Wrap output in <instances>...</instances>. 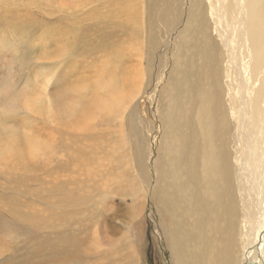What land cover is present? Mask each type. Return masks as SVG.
Segmentation results:
<instances>
[{
  "label": "bare ground",
  "instance_id": "bare-ground-1",
  "mask_svg": "<svg viewBox=\"0 0 264 264\" xmlns=\"http://www.w3.org/2000/svg\"><path fill=\"white\" fill-rule=\"evenodd\" d=\"M91 1L94 6L88 12L92 13L88 17V23L76 21L75 24L77 32L86 29L95 33L92 34L94 37L91 48L89 47L90 50H95V47L102 44L106 45L105 47L101 46L102 48L100 47L101 49L98 50L105 51L102 68L100 71L97 70L98 75H96L100 78H95L93 83L92 79L88 81L84 75L86 74L85 70L79 72L81 70L80 62L83 60L81 61L78 57L76 59L71 58V55L68 57L71 58V63H69L70 65L64 64L68 66L62 70V74H60L61 67L58 69L61 61L57 60L59 63L57 61L55 63L52 60L53 64L58 66L56 69L60 72L57 73L62 78V80L59 79L60 86L56 82L58 84H56V89L60 87L59 89L63 91L65 88L64 94L59 96V92H56L59 89L55 90L54 94H58L59 97L55 96L53 101L50 99L40 100L42 104L38 108L39 116L45 122L44 125L39 126L38 139L43 132L45 140H53L56 144L68 140L70 151L66 152L72 155L73 163L67 159V155L64 157L60 153H55V149H52L54 155L51 160L50 154L47 155L42 151L41 146L43 145L40 144L37 150L32 151L37 147L30 150L33 155L39 158L38 160L36 157L34 160L27 159L28 156L23 158L18 154L21 151L16 152L17 156H22L19 158L23 163L26 161L30 163L56 162L64 174H60L59 170L53 167L56 170L55 177L47 179L46 183L47 185L53 184L52 193L55 196H66L72 199L76 192L80 197L84 195L78 186L84 180L95 179L100 184V179H102L106 188H113L115 184L117 185L118 178L107 175L108 171L113 173L115 165L119 163L113 157L114 151H116L115 147H118V155L122 154V151L126 152L123 150L126 146L124 143H127L126 140H128L126 137L134 135V124L137 123V117L129 116V112L131 110L132 115L136 113L133 103L139 95L146 93V89L151 84L156 82V85L153 86L157 89L160 79H157V73L154 74V64H151V60L156 57V51L160 47L167 45L164 42V29L159 28L156 32L157 26L153 27L152 22L147 25L144 17V15L148 17L147 14L156 16L158 0H144V3L141 2L142 0H110L108 2L101 0L100 3L97 0ZM141 3L143 8L140 7ZM173 4L175 5L172 7ZM183 4L189 5L186 0H166L161 14L165 23L164 27H168L166 29V31L168 30L167 37L170 39L169 34L175 35L178 32L179 35L175 38L174 44L178 43L179 49L176 47L178 50L174 55L175 62L171 63L173 68L170 78L167 86L165 85L161 92L164 106L160 114L163 134L160 143L159 169L155 167L153 172L156 180L153 190L155 210L165 225L167 239L174 251L176 264H264V0H196L195 4H191L184 10L182 9ZM83 12L84 10L80 11L81 14ZM171 17L172 20H170ZM175 20H177L176 26L167 25ZM152 21L154 22L155 19ZM101 30H108V33ZM140 33L144 34L146 39L144 36H140ZM214 33L215 35H213ZM108 45L112 47V50H117L116 52H119L120 56L124 52L123 61L127 58L129 60L126 65L136 58L140 65L139 76L132 67L126 69L127 77L126 72L121 75L120 69L115 66L116 61H113V54L109 53L108 55L109 51L106 50ZM67 48L69 47L67 46ZM66 50L64 48L61 51L66 52ZM61 51H59L60 55L63 54ZM67 51L72 52L71 49ZM111 53H115V51ZM100 54L103 55L102 52ZM149 55L152 56L151 59ZM56 58L58 59V57L54 59ZM73 60H75V65H73ZM57 73L55 72V74ZM74 74L79 76L70 85L67 81L74 78ZM49 78L48 80L51 79ZM153 78L155 81L152 83ZM66 83L70 86L65 87ZM41 85L40 87H42ZM49 86L46 87V91ZM51 87L55 88V86ZM54 94L52 93V96ZM33 95L35 96V94ZM49 95L44 96L51 98ZM29 96L28 99H30ZM21 98H19V103H21ZM36 99L33 101L38 102L39 100ZM107 114L111 115V120L108 119L110 121L107 123L106 131L109 135L106 141L102 136L103 133L96 132L95 134V128H97L95 126L97 120ZM126 118L129 129L125 128ZM112 124L119 127L117 131L120 134L119 144L114 143L116 140L109 139L110 137L112 139L114 133L116 134V131L109 132ZM140 127L142 126L138 125V135ZM7 129L8 126L7 128L0 126V140L1 143H4L2 147L0 144V149L4 150V153L8 152L5 155L0 150V172L12 176V173L16 175L17 172H21L24 165L21 166V161H18L21 163L20 167L12 165L13 146L15 147L19 143L20 138L18 137L19 140H16L12 133L7 135ZM97 135L101 137L98 138ZM25 138L27 139L26 136ZM35 138L37 139V137ZM88 138L89 140H87ZM35 141L33 142L36 143ZM138 143L134 148V159L137 161V165L136 161L134 163L140 168L139 174L145 176L146 173L147 177H144L143 181L149 183L150 175L147 165L148 158L153 152L151 150L153 146L151 145L148 151L146 145H144V150L142 142ZM23 149L25 148L23 147ZM2 154L5 156L3 157ZM14 155L16 156V154ZM67 160L73 166L69 167L68 172L65 173ZM14 161L16 160L13 159ZM28 162L27 164H29ZM128 163H131L130 160ZM116 168L119 167L116 166ZM141 168L142 170L144 168L146 172L143 173ZM62 182L63 185H61ZM61 186L63 188L59 192ZM96 186L98 187V185ZM84 191L86 192V190ZM143 193H146L145 189H143ZM137 199L135 198L132 202V219L142 214L145 208L146 198H143V204H140L141 202L139 203ZM55 201H57L56 198ZM79 203H82V199H79L77 205L73 204L76 207L77 216L82 214L83 204L80 206ZM62 204L64 203L61 202ZM14 205L16 206V203ZM71 205L66 204L58 207L56 204V211L67 213L68 217L72 216L74 207ZM23 207L24 204H21L12 209L22 215L27 212L20 211ZM34 209L32 213H35ZM29 213L30 211L27 212V219ZM156 218L157 215H155ZM68 220L71 221V224L75 221L73 218ZM27 221L30 222V220ZM66 223L65 221V225H68ZM71 224L67 227H70ZM74 225L76 228L75 223ZM96 226L94 227L96 228ZM67 231L71 232V230ZM57 232L56 227L53 226V231L45 233H47L46 235L53 234L58 239L60 237H57ZM105 234L106 232L101 230V232H97V236L89 239L86 237L64 239L66 242H63L70 246L69 249L65 246L64 252L58 249V243L51 244V246L55 247L54 251H61L60 253L70 257V254H75L73 248L83 245L86 248L82 249L83 252L80 251V253L95 255V264H139L133 244L129 250L131 251L129 258L124 259L121 257L123 254H121L118 243L108 236L103 238ZM86 241L88 242L86 243ZM87 249L89 252H86ZM78 254H75L74 261L76 264H82L80 263L82 255L78 256Z\"/></svg>",
  "mask_w": 264,
  "mask_h": 264
},
{
  "label": "rangeland",
  "instance_id": "rangeland-1",
  "mask_svg": "<svg viewBox=\"0 0 264 264\" xmlns=\"http://www.w3.org/2000/svg\"><path fill=\"white\" fill-rule=\"evenodd\" d=\"M97 1L98 3L101 2V0H97ZM105 1L108 2L110 0H105ZM141 2L144 3L145 1L142 0ZM165 2L166 0H158L156 10H155L156 11L155 17L147 14L148 17L150 18L149 20V18L146 15H144L147 25H150L149 22H152L153 27L154 25L157 26L155 29L156 32L157 30H159V28L164 29L163 30L164 42L167 45L166 47L164 46L160 47L159 50L156 51V57H154L151 60V64H154V74L156 75L157 73V76H158L157 79H160L158 81L157 89L154 88V86L156 85L155 84L156 82L153 83L155 81V78H153L152 80L153 84H151V86L148 89H146V93H144L141 96L139 95V97H137V99L133 103L134 105L133 107L136 109L135 110L136 113L132 115L131 110L129 112L130 113L129 116L137 117L136 119L137 123L134 124V135H131V136L128 135L126 137V139H128V140L125 139L127 143L124 141L125 142L124 145L126 146L124 147L123 150H125L126 152L124 153L121 150L123 157H124L123 159H122V154H119L120 156L118 155V152H119L118 147H115L116 151H114L113 157L114 159H116V162L120 163L121 161V163L120 164L117 163L118 165H115L114 172L112 173L111 171H108L107 175L115 176L116 178H118L117 185L115 184L113 188L111 187L106 188L107 186H104L102 179H100V182H99L100 184H98L97 180L95 179H92V181L90 180L81 181L78 186H80L79 189L84 192V195L80 197L79 193L76 192L73 195V199H74L73 200L71 197L55 196L52 193L54 190L53 184L47 185L46 183L47 179H53L52 177L53 176L55 177L56 170L54 168L58 169L60 174L62 173L64 174V171L58 168V165L56 162L55 163L53 162H49V163L42 162L41 163L40 161H37V162H34L35 163L34 164L33 162L30 163L26 161V163H23L19 157L23 156V158H25L26 156H28L26 157L27 159L30 158V160L31 159L34 160L36 156L32 154V151L37 150L40 147V145H43L41 146V150L46 152L47 155L50 154L49 157L51 156V160H52V156L54 155L53 150L55 149V153H58V154L60 153L61 155H64V157H66L67 155V159L71 160L72 162V157H71L72 155L66 152V151H70V145L68 143V140H64L62 141L63 143L61 142V143L56 144V142H54L53 140H50V139L45 140L46 137H43L45 136L43 132H42L41 137L38 139L39 126L43 123L45 124L44 120H42L41 117L39 116L40 110H38V108H40L39 105L42 104L41 101L43 100L45 101L49 99L53 101L55 96L59 97L60 94H64L65 88L63 91L59 89L60 88L59 79L62 80L60 74H62V70L64 68L70 65L69 63H71L70 61L71 58L76 59L78 57L79 59H81V61L83 60L82 61L83 63L80 62L79 67H81V70L79 72H81L82 70H85L86 74L84 75L88 78L87 79L88 81L92 79L91 81L93 83V80L95 78L97 77L100 78L99 76H96V75H98L97 70L100 71V69L102 68V65H103L102 61L104 60L103 56H105V53H104L105 51L103 49L101 51H98V50H100L102 47H105L106 45L102 44L101 45L102 47L97 46L95 47L96 48L95 50L93 49L90 50L91 43L93 41L92 39L94 37L92 34H95V33H93V31L86 30V29H82L81 32H77L76 31L77 27L75 24L76 21H82L84 24L88 23V17L92 15L91 12L90 13L88 12L94 6L93 1L91 0H61V1L60 0H0V95H1L0 96V100H1L0 101V126H6V128L8 126V129H7L8 131H6V134L8 135L9 133H12L15 136L16 140H19L20 138V140L18 141L19 143L21 141L20 144L18 143L19 146L18 144L15 145V147L13 146L14 154H16V156L14 154L11 155V157L15 159L18 164L17 163L15 164L16 161L13 162V159L11 160H12V165L14 167H16V165L20 167L19 164L21 163H22L21 166L24 165L23 166L24 168L21 170V172L20 171L17 172L18 174L16 173V175L12 173L11 174L12 176H10L8 175V173L0 172V254L2 255V256L0 255V264H76V262L74 261V257H76L77 253H79L78 256L82 255L81 253L83 251L81 250L86 248L85 246L78 245L81 248L80 250H79V247L73 248V251L76 255L72 253L70 255L68 254L70 257H67L66 255H63L62 253H60L61 251H58V250L57 251L55 250L57 252L56 254V252L54 251L55 247L53 245L51 246V244L55 245L58 243V247H59L58 249L64 252V250L66 249L65 246H67V249H69L68 247H70L68 246L69 245L68 243L67 244L64 243L66 242L65 240L69 238L74 239L76 237H83V238L86 237V239L93 238V236L94 237L97 236V232H101V230L103 232H106L103 238L108 236L112 238L114 242L118 243L121 254H123V256L121 257L124 259L129 258L131 254V251L129 250L131 248V245L133 244L135 248L134 252L138 259L137 262H139V264H176L174 251L171 247V244L168 242V239H167L165 225L162 223L161 218L159 217L157 211L155 210L156 209L154 205L155 201L153 200V190L155 188V182H156L155 176H154L155 173L153 172L155 170L154 169L155 167L159 169L158 162H159V159L161 160V150H160L161 144L160 143L162 141L161 138L163 134V124L160 118V114L164 106H163V96L161 92L163 91V88H165V85L169 81L170 72H171V69L173 68L171 63L175 62L174 55H176L177 53L176 51L179 49V46H177L179 44L178 43L177 44L175 43L176 45L174 44L175 38L178 37L179 35L178 32L175 35H173V33L169 34L170 39L167 37V34H166L168 32V30L166 31L168 27L167 28L164 27L165 23L163 22L162 17H161L162 10L165 7ZM186 2L189 5L183 4L182 5L183 10L188 8L191 4H195L196 0H186ZM142 3L140 7L143 8ZM174 5L175 4H173L172 7ZM83 10L84 12L83 14H81L80 11H83ZM195 14H196V11H195ZM151 19L152 20L155 19V21L153 22ZM172 19L173 18L171 17L170 20ZM176 23H177V20H175L173 23H168L167 25L169 26L170 24L171 26L173 24V27H174L177 25ZM175 28L173 29V32L175 31ZM101 31L108 33V30L107 31L101 30ZM213 35H215V33ZM140 36L143 37L144 34L140 33ZM103 37L105 36L103 35ZM144 37L146 39V36ZM85 40L87 44L85 43ZM43 42L46 44L44 45ZM67 46L69 48H67ZM63 47L65 48V50L71 49L72 52L71 51L68 52L67 50L66 52L61 51V50H64ZM75 47L78 48L77 49L78 51L77 50L75 51L76 49ZM176 47L178 49H176ZM111 48L112 47L108 45L106 47V50L107 52L109 51L108 55L109 53L113 54V61L114 60L116 61L115 66L120 69L121 75L126 72V77H127L126 69H129L132 67L134 72L137 73V75L139 76L140 65H139L138 60L135 58L134 60L130 62V64L126 65V63L129 60H127L128 59L127 58L126 59L127 61L126 60L123 61L124 52H122L120 56L119 52L118 53L116 52L117 50L115 49L112 50ZM59 51L63 52V54L66 53L67 55L66 54L65 55L67 57L63 54L60 55ZM113 51H115V53H111ZM73 52L74 54H78L80 56L78 55L74 56ZM99 52L100 53L102 52L103 55H101ZM116 53L119 55H117ZM70 55L72 57L69 59L68 57ZM60 56H64V57L60 58ZM55 57H58V59L57 58L54 59ZM151 57L152 56H150V59ZM46 58H48L49 60ZM52 60L54 62L57 60L58 61L60 60L61 62L60 61L59 62L62 65L60 64L58 68L56 64H53L54 62H52ZM74 61L75 60H73V65H75ZM64 64H68V65L65 66ZM84 65L85 66L87 65L88 68L85 67ZM144 65L146 66L147 63L145 62ZM56 68L60 69L61 72L57 70ZM55 72L56 73L60 72V74L58 73L55 74ZM52 75H54V77H52ZM73 76L74 78H72L70 81L69 80L67 81V83L68 84L70 83V85L79 75L76 76L74 74ZM49 77L53 80L51 81ZM48 78L50 80H48ZM42 82L43 84L41 85ZM56 82H58L59 84L58 86L59 88H57L59 90L56 91V92H59V96L58 94H54V91L57 90ZM67 83L64 84L65 87L70 86ZM46 84L50 85V86L49 85L47 86H49L48 90L51 92H49L48 90L46 91V87H47ZM40 85L42 87H40ZM51 86H55V88ZM29 87H32L34 90ZM40 89L41 91H39ZM14 90H15V93L13 92ZM17 90L19 92L18 93L19 95L17 94ZM52 93L54 94L53 96H52ZM33 94H35V96ZM17 95L18 97H16ZM22 95L25 96V99H23L24 96ZM44 95L46 96L49 95L51 96V98L50 97L46 98V96ZM10 96L12 97L13 100L11 99ZM28 96L30 99H28ZM152 97L153 99H151ZM19 98L22 99V100L20 99L21 103H19ZM35 98H37L39 100L38 102L40 103L33 101V99ZM10 102L11 104H9ZM13 102H16V103H13ZM224 102H225V99H224ZM21 104L23 106H20ZM31 105L32 106L34 105L35 107L33 106L32 108ZM5 107L7 108V110ZM11 110L13 111L11 112ZM15 110L18 112H14ZM108 115L109 114L97 120L98 122L95 126L97 127L95 128V134L96 132L103 133L102 136L105 137L106 141L108 138L107 136L109 135L108 131H106V128L108 127L107 123L108 121L111 120V115L109 116ZM125 124H126L125 128L129 129L127 118L125 120ZM138 125L142 126L140 127L139 135H138V130H137ZM112 126L114 125L113 124L111 125V130L109 132L116 131V134L114 133L112 139L111 137L109 139L111 141L116 140L114 143L119 144L120 134L119 132H117L119 127L114 126L115 127L114 128ZM156 133H158V135L155 136ZM25 136L27 137V139L25 138ZM97 136L98 138L101 137L99 135ZM35 137H37V139ZM87 140H89V138ZM31 141L32 142L35 141L36 143L34 142L30 143ZM40 141H42V143H40ZM140 141L142 142V146H143L142 148H144V150H145L144 145H146V149H148V151L150 149V146L151 145L153 146L151 149L153 152L148 158V165H147L149 175H150L149 183H145L143 181L144 177L146 178L147 175L146 173L144 174L145 176H142V174H139L140 168L136 166L137 161L134 159V148L135 146L139 144L138 142ZM0 144H2L1 145L2 147L4 143H1V140H0ZM8 146L10 147V145ZM23 147L25 149H23ZM33 148H36V149H33ZM31 149L33 150L30 151ZM17 151H21V153L18 152V154L22 156L20 155L17 156V153H16ZM22 151L25 153H23ZM1 152L5 155H7L8 153V152L4 153L5 152L4 150H1ZM146 154L149 155V153H146ZM115 155H116V158H115ZM137 157L139 159L138 155ZM38 159L39 158L36 157V160ZM68 160L66 163H69V164L65 163V168H66L65 173L68 172L69 167L71 168L73 166L72 164L73 162L71 163ZM129 160L131 163H128ZM18 161L19 162L21 161V163H19ZM27 162L29 164H27ZM134 162L136 163V165ZM32 163L33 165H31ZM116 166H118L119 168L117 169ZM127 166L129 167L127 168ZM144 170H145L144 168L143 170L141 168V171L143 173L146 172ZM22 171H26V172L22 173ZM118 171L120 172L118 173ZM24 178H26V180L23 181ZM61 185H63V182L61 183ZM96 185H98V187ZM49 187H51L52 189H50ZM62 188L63 186H61V189L59 190V192L62 191ZM143 189H145L146 193H143ZM84 190H86V192ZM107 191L109 192L111 191V192L109 193ZM16 192H19V193H16ZM106 194H108L109 196H107ZM103 196L105 197L103 198ZM77 197L79 198L77 199ZM55 198L57 201H55ZM135 198H138L137 200L139 201V203L141 202L140 204H143V201H144L143 198H146V204H145L143 213L139 214L137 218L132 219L131 218L132 217L131 214H133L132 213L133 212L132 202L134 201ZM79 199H82V203H79V205L83 204V207L81 208L82 214L77 216L76 207L73 206V204L77 205V202H79ZM60 201L63 202L64 204L61 205ZM15 203H16V206L14 205ZM21 204H24V207L20 211H27V212L30 211L28 219H27V212L20 215L18 214L17 210L12 209L15 207H19ZM56 204L58 207L66 205V204H70V205L72 204L71 206L74 207V208L72 207L73 215L68 217L67 213L65 212L58 213L56 211V208H57ZM50 205L51 206L54 205V206L51 207ZM36 207H39V208H36ZM33 209L35 213H32ZM46 212H47V217H46ZM155 215H157L156 219H155ZM73 216L75 217L77 216V217L75 218ZM67 218L68 219L73 218L75 219V221L71 224V221L68 220ZM27 220H30V222ZM32 220L33 222H31ZM38 220L41 222H37ZM65 221L67 222L66 224L68 225H65ZM74 223L76 224V228H75ZM59 224H60V227H59ZM69 224H71L70 227H67L69 226ZM53 226H55L56 231H58L57 237H60L58 239L55 238L53 234L46 235L47 233H45L46 231L49 233L53 231ZM94 226H96V228ZM71 228L74 229V231H72ZM58 229H61V230H58ZM77 229L79 230L77 231ZM67 230H71V232ZM69 235L72 237H70ZM87 242L88 241H86V243ZM51 249H52V252H51ZM76 250H77V253H76ZM86 252H89V249H87ZM83 254L84 255L80 257L82 258L80 260V263L95 264L94 263L96 261L95 255L93 254L87 255L86 253H83ZM65 256L66 258H64Z\"/></svg>",
  "mask_w": 264,
  "mask_h": 264
}]
</instances>
